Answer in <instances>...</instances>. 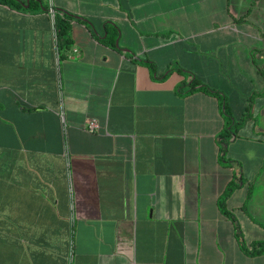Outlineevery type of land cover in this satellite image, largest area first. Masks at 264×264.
<instances>
[{
  "label": "crops",
  "instance_id": "1",
  "mask_svg": "<svg viewBox=\"0 0 264 264\" xmlns=\"http://www.w3.org/2000/svg\"><path fill=\"white\" fill-rule=\"evenodd\" d=\"M44 1L0 0V264H264V0Z\"/></svg>",
  "mask_w": 264,
  "mask_h": 264
},
{
  "label": "trees",
  "instance_id": "2",
  "mask_svg": "<svg viewBox=\"0 0 264 264\" xmlns=\"http://www.w3.org/2000/svg\"><path fill=\"white\" fill-rule=\"evenodd\" d=\"M1 1L6 2L12 6H16L19 9H26V7L29 5V7H27V8L30 10H33V11H36L39 9H47L48 10V4H46V2L44 0H28V2L25 0H1ZM67 14H69V16H71V17L74 16L70 13H67ZM66 17L67 16H65L64 18H66ZM64 18L61 17L60 15H56V27L58 30V35H59L60 39H62V42H63L64 36H67L68 29H69V23L66 22V20ZM107 31L109 33L108 39H110V41L115 43L117 40L118 34H119V27L115 24L108 23ZM192 84H193V87L191 89H189L188 92L194 90L196 88V85L200 84V87H199L200 89L216 95L222 104V107H223L224 113H225V117H226V128H225V131L223 133V140H226L225 141L226 145L223 148L222 160L224 161V164H226V165L230 164L232 162V160L226 157L227 149H228L227 140H229V136L231 134L236 133V130L239 127V123L237 124L235 121V118L232 114V109H231L229 100H228L225 93H223L219 90H214V89L210 88L208 85L202 84L198 78H195L193 80ZM261 94H264V92H262V93L256 92V93H254V95H252L250 97L248 114L245 116L244 120L252 115V110H253V106H254V100H253L254 97L259 96ZM239 186H241V185H239L234 179L231 180L229 182V184L227 185L226 189L224 190V192L222 193L221 198H220V205H221L222 210L224 211V213H226V215L232 217L233 220H236V217H235L233 211L227 207L226 203H227L228 198L232 195V193L235 191V189H237ZM238 234H239V237L241 239L242 246L247 252H249V253H262V252H264V242L263 241L253 242L252 247H249L247 242L244 239L242 232L239 231Z\"/></svg>",
  "mask_w": 264,
  "mask_h": 264
},
{
  "label": "built area",
  "instance_id": "3",
  "mask_svg": "<svg viewBox=\"0 0 264 264\" xmlns=\"http://www.w3.org/2000/svg\"><path fill=\"white\" fill-rule=\"evenodd\" d=\"M99 125L95 120H92L88 123L87 125V129L90 131H95L96 129H98Z\"/></svg>",
  "mask_w": 264,
  "mask_h": 264
},
{
  "label": "rangeland",
  "instance_id": "4",
  "mask_svg": "<svg viewBox=\"0 0 264 264\" xmlns=\"http://www.w3.org/2000/svg\"><path fill=\"white\" fill-rule=\"evenodd\" d=\"M259 97H254V106H256V104H257V102L258 103H260V104H262V103H264V99L263 100H261L262 98H260V99H258ZM252 142V141H251ZM255 147H256V145H255ZM256 154H258V151L256 152ZM257 156V155H256ZM256 156H255V158H253V160H258L257 158H256ZM258 157V156H257Z\"/></svg>",
  "mask_w": 264,
  "mask_h": 264
}]
</instances>
